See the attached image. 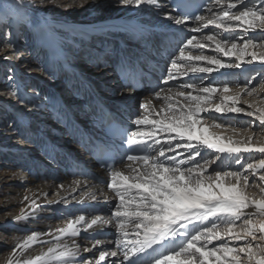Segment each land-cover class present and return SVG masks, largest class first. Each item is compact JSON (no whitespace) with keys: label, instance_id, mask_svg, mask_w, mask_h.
<instances>
[{"label":"snow or ice","instance_id":"6c2138e0","mask_svg":"<svg viewBox=\"0 0 264 264\" xmlns=\"http://www.w3.org/2000/svg\"><path fill=\"white\" fill-rule=\"evenodd\" d=\"M92 2L84 0V3ZM84 3L55 6L67 11L69 7H84ZM116 5L153 6L157 14L163 12L164 18L176 26L183 27L194 19L196 27L191 29L193 33H201L212 26L227 34L222 38L219 33L209 30L207 34L191 35L179 47V54L172 57L161 84L166 85L190 74L193 80L210 79L223 69H241L251 62L264 65V54L249 51L257 46L264 47V35L259 38L252 35L257 32L264 34V0H247V3L245 0H211L205 5L206 15L188 11L179 0L172 5L175 15L172 11H165V6L158 0H116ZM45 7L47 3L42 0H13L3 5L0 19L7 18L10 23L19 24L22 31L37 23L49 27L50 21L35 18V11ZM137 31L146 41L150 39L151 34L143 36L146 29ZM237 31L240 35H236ZM238 40L243 42L238 43ZM0 48L7 50L0 53L4 60L14 62L22 59L7 32ZM204 49L222 56L205 55ZM193 50L199 54H194ZM224 58H234L235 63ZM93 66L101 72L111 70L120 74L121 95L125 91L134 93L144 79L142 60L120 49H111L103 54V58L95 57ZM41 71L46 73L48 70ZM197 74L206 75L199 77ZM258 78L260 93L264 94V78L260 74L246 80L242 87L238 86L233 95L226 94L229 92L228 84L232 82L230 79L224 81L222 88L213 83L206 87L193 82L181 83L177 92L169 88V94L162 96L161 91H155V98L165 102L159 110L142 102L140 108L144 113L134 119V130L128 132L119 122H113V135L126 143V151L142 154L126 156L124 167L127 171L115 169L110 172L106 187L115 197V206L110 214L107 217L96 215L90 220L83 214L76 216L66 227L57 230L59 235L49 233L57 241L55 244L35 257L23 258L25 250L43 242L41 237L44 234L32 231L12 246L6 264H79L82 253L92 252L105 241L95 239L92 248L81 249L76 239L60 243L61 239L66 236L76 238L82 232L91 235L90 230L100 235L106 226L116 230L115 250H100L98 257L84 259L83 264H108L110 257L116 258L112 264H264V159L255 163H243L242 159L245 153L264 154V144H253L251 136L242 142L210 133L202 119L204 113L244 114L256 117L264 126V108L246 111L239 104L243 94L251 96L257 93V88L252 85ZM10 95L16 96V93ZM217 96L221 103H213ZM94 148L101 155V167H110L103 161L108 142L102 140ZM207 150L217 154L215 159L205 157ZM226 160L234 161L241 170H219ZM12 168L5 162L0 171L10 174L11 179L19 178L24 184L26 178L23 173L12 171ZM213 168L217 169L214 173L210 172ZM250 174L258 176L261 182L257 185L262 194L260 199H254L247 193L251 186ZM98 191L102 192V189ZM93 199H96L95 195ZM22 202H27V206L20 210V215L11 217L13 223L34 217L40 207L28 195L23 196ZM109 202L106 197L104 203ZM9 203L6 200L2 206L7 209ZM250 208L255 211L249 212ZM8 222L6 212L4 223ZM253 241L258 242L254 245ZM236 242L242 243L234 247ZM240 254H244L246 259H242Z\"/></svg>","mask_w":264,"mask_h":264},{"label":"bare ground","instance_id":"6f19581e","mask_svg":"<svg viewBox=\"0 0 264 264\" xmlns=\"http://www.w3.org/2000/svg\"><path fill=\"white\" fill-rule=\"evenodd\" d=\"M12 2L13 0H0V15L3 14V5ZM42 2H46L47 7L36 10L35 18L36 20H40L41 18L46 19L51 24L49 27H44L37 23L25 28L22 38L28 40V46L21 53H26L27 57L34 58L37 66L33 71L40 73L42 76H47L50 81H46H52V83L45 82L46 87L41 90L42 92L40 91L39 84L35 85L34 89L31 88L23 92L21 79L15 75L16 72L21 74L27 72L25 68L27 65L26 63H17L9 69V75L13 79L11 88L6 91L0 90L10 101L6 105L7 112L14 113V118L17 119L19 126L24 128V130L19 129L21 132H18L15 125L10 126L13 123L9 121L8 126H4L5 132L0 134V148L3 149V152L6 151L4 153L5 156L11 155L10 151L18 153V156H22V161L20 160L18 165L16 163L9 164L13 166L12 171L23 173V176L26 178V182L21 184L19 178L11 179L10 174L5 175L3 171H0V264H6L7 258L11 254L12 246L15 243L21 242L32 231L43 233L44 235L41 237L43 242L34 244L25 250L23 258L35 257L55 244L57 241L49 233L59 235L57 230L66 227L67 223L70 220H74L76 216L83 214L89 220L96 215L107 217L115 206L114 193L108 190L106 185L101 186L89 178H81L77 175L70 176L66 172L64 167L65 162H82L88 169L99 172L89 161L87 154H84L77 146L74 132L76 130L79 131L78 127L81 130L99 134L100 121L96 119V115H104L102 109L113 110L118 114L119 112L115 110V107L126 105L136 110L134 120L138 115L144 113V110L140 108L142 102L151 104L157 110L165 104L163 99H156L154 93L155 91H161L162 96L169 94L168 89L170 87L162 90L157 85L154 88V92L147 93L140 98H137L135 93L129 94L127 91L121 95L120 88L117 92L115 91V94H117L116 101H111V98L104 97L107 96V91H103L105 87H108V92H112L111 94L114 93L112 89L118 88L115 85V83H118L114 78L115 74L111 70L101 72L93 65L88 66L89 64H95V57L103 58L106 42L104 45L102 42L109 37L114 40V44L109 50L113 48L120 49L133 58H145L150 63L159 65L162 77L161 82L166 77L167 67L171 65L172 57L179 54V47L183 42L190 38L191 35L199 36L207 34L212 28L210 26L209 29H203L201 33H193L191 29L196 27V25H193L195 22L190 21L183 27L176 26L164 18L163 12L157 14L153 6L145 5L140 8L117 6L116 0H93L92 3H84V0H42ZM158 2L165 6V11H170L171 8L166 3V0H158ZM245 2L247 3V0ZM60 3L68 5L84 3V7H69L65 11L63 8L55 6ZM205 14L206 11L202 15ZM4 20L7 21L9 29L12 30L13 36L11 38H16L18 28L20 27L19 24L10 23L7 18H4L0 19V25ZM137 29H146L147 31L143 32V36L148 37L151 34L150 39L148 41L143 39L141 32L137 31ZM94 30L101 34L98 35L96 44H91L93 41L91 40V43L88 42V34L93 36ZM211 31L219 34L223 33L222 30L218 29ZM177 33L182 35V41H171L170 44L174 45L173 53L162 60L151 57L152 51H159L163 46L161 44V36H172ZM258 34L260 37L264 35L260 32ZM0 51L6 52L7 50L0 48ZM249 51H252V49H249ZM255 51L257 55L264 54V47L261 50L256 49ZM193 52L194 54H199L195 50ZM204 54L222 56V54H217L210 49H204ZM224 59L230 62L229 58ZM253 64L256 67L258 66V68L253 67L256 69L252 73L249 71L252 69H241L237 74L233 73L223 77L213 75L210 80L196 79L191 82L197 83L200 87H206L212 82L214 86L222 88L225 80L230 79L235 84L246 81L248 76L252 79L257 74L264 72V65L257 62H253ZM45 68L48 70L46 73L41 71V69ZM88 73L94 76L86 75ZM205 75L200 74V77H204ZM74 81V85L76 86L72 87L70 91V85ZM96 81L102 82L101 87L96 84ZM92 87L97 89L99 93L92 91ZM171 90L172 92H177L180 88L174 86V88L171 87ZM237 90L238 86L229 87V92L226 94L233 95ZM13 92L16 93V96L10 95ZM79 93H82L83 99L81 97L76 98V95ZM215 98L221 102L218 96L214 97L213 100ZM83 100L84 106L82 108H80V105L73 106L74 104H81ZM137 100L140 102L143 100L138 104V107L135 103ZM239 102H243L246 105L249 102L251 105L249 109L251 111L256 108H264V94L260 93L259 88H257V93L253 94L252 98H240ZM3 103L0 99V104ZM213 114L214 112L202 114V119L205 122V126H208L210 133L230 137L233 140L242 142L246 141L249 136H254L249 131L244 132V130L233 126L235 123H238V120L235 119L236 117H230L233 114H228V117L215 120L213 119ZM27 117L36 119L34 128L37 127V132L40 130L39 127L43 125L48 126V131H45V134L37 136V132L34 134L30 129L26 130L32 126V121ZM53 120L56 121L54 122ZM225 120L228 122L225 123ZM244 121L243 119V123ZM213 124L220 126H211ZM59 125L64 127V131L60 129ZM251 128H255L257 133V138H255V141L252 139L251 142L253 144H264V126L260 125L256 117L250 121ZM15 130L17 134H15ZM71 142L75 145V148L62 146H70ZM58 143L61 145H58ZM40 150L45 158H48L59 166L62 173H56L54 177L56 166L49 162L47 166L42 164L46 163V160H41L40 166L35 167L36 161L33 162L32 159H41ZM204 155L208 156L209 159H215L217 154L212 150H207ZM9 157L14 158L15 156ZM248 157L252 159L251 163H255L260 159H264V154L256 152L245 153L242 159ZM1 164L0 169L4 165L3 162ZM124 165H117L113 170L120 169L127 171ZM227 166L229 168L232 166L237 167L234 161L230 160L223 162L222 167L227 168ZM33 173L36 174L35 177L32 175ZM99 173L102 174V172ZM109 176L110 174L105 173L106 184ZM14 180L19 183H14ZM5 181L7 182L5 183ZM78 181L79 183H77ZM249 181L251 186L247 188L248 195L254 199H260L262 194L257 185L261 182L258 176L250 174ZM98 189H102V192L98 191ZM25 195L30 196L31 199H35L40 207L36 210L34 217L26 220L21 219L13 223L11 217L20 215V210L27 206V202H22V198ZM93 195L96 196L95 200L93 199ZM106 197L109 198V203H104ZM6 200L10 202L7 209L2 206ZM64 208L65 210H63ZM248 211L254 212L255 209L250 208ZM6 212L9 216L8 223H4ZM108 230H115V228L106 226L100 235L90 230L92 232L91 235L82 232L81 236L76 238L66 236L61 239L60 243H70L72 239H76L77 244L83 249L84 247L92 248L95 244V239L105 241L104 245L97 246L92 252L82 253V259H80L79 264H83L84 259L90 257L95 259L98 257L100 250H115L116 231L109 235L106 233ZM93 236L94 238L90 239ZM213 243L215 244L216 242ZM113 259L116 258L110 257L108 264H112ZM242 259H246V257L243 256Z\"/></svg>","mask_w":264,"mask_h":264},{"label":"rangeland","instance_id":"374dc122","mask_svg":"<svg viewBox=\"0 0 264 264\" xmlns=\"http://www.w3.org/2000/svg\"><path fill=\"white\" fill-rule=\"evenodd\" d=\"M206 14H207V12H206ZM205 14V15H206ZM193 25H196L195 23H193ZM10 27H9V24L7 23V21L6 20H4L3 22H2V24L0 25V44H3V40H4V33L5 32H7L8 34H9V39L15 44V46H16V49L18 50V54H20L22 51H25L26 50V47L28 46V40H25V39H23L22 37H23V35H24V31L25 30H21V27H19L18 28V35H17V37L16 38H14V37H12L11 38V36H13V33H12V30L11 29H9ZM211 30H215L214 28H211ZM99 34H101V33H99L98 31H95L94 30V34H93V36L94 35H96V36H92V35H89L88 34V36H89V40H88V42L89 43H91V40L93 41V43H91V44H96L95 42H96V39H97V37H98V35ZM222 38L223 37H225V36H227V34L226 33H222V34H219ZM236 35H240V33H239V31L237 32V34ZM252 35H255L256 37H260L259 36V34H258V32L257 33H254V34H252ZM106 42V47L104 46V53H106V52H108V51H110L109 49H110V47H112V45L114 44V40H112L111 38H109L108 37V39L107 40H105V41H103L102 43H103V45H104V43ZM243 41L242 40H238V43H242ZM260 41H259V39L257 40V43H259ZM101 49H102V46H101ZM107 49V50H106ZM261 50V49H263V47H256L255 49H252V50ZM0 53H4L3 51H0ZM103 53V54H104ZM20 55H22V59H20L19 61H14V62H8V61H6V60H4L3 58H2V56H0V90H9L10 88H11V86H12V81H13V79H9L11 76L9 75V69H10V67H12L13 65H16L17 63H26V65H27V67H25L26 69H27V72H24L23 74H21V73H19V72H16V77H19V79H21V86H22V89H23V92H25V91H27V90H29V89H31V88H33L34 89V87H35V85H37V84H39V88H41L40 89V91L43 89V88H45L46 87V83H52V81L51 82H48V81H46V80H49V78L47 77V76H42L40 73H36V72H34L33 71V69L37 66V64H36V62H34V58H31L30 56L29 57H27V54L26 53H21ZM83 56H85V55H83ZM152 57V56H151ZM84 59H85V57H84ZM247 59L248 60H250L251 58H249V57H247ZM230 62L231 63H235V59L234 58H231L230 59ZM257 63H259V64H261L260 62H257ZM90 65H94V64H89L88 66H90ZM258 65V64H257ZM262 65V64H261ZM247 67V68H246ZM253 67H256L255 66V64H253V62H251V63H246V64H244L243 65V67L241 68V69H252V70H249V71H251V73L253 72V70H255L256 68H258V66L256 67V68H253ZM31 69V70H30ZM241 69H223V70H221V73L220 74H213V75H215V76H218V77H223V76H226V75H231V74H233V73H235V74H237ZM250 73V74H251ZM249 74V75H250ZM260 74V73H259ZM86 75H90V76H94V75H92V74H90V73H88V74H86ZM252 75V74H251ZM254 75V74H253ZM198 76L200 77V74H198ZM257 76V75H256ZM192 77V74L188 77V78H186V81H180V80H176V81H174V84L173 85H171L170 86V88L172 87V88H174V86H177V87H179V84H181V83H185V82H191L193 79L191 78ZM238 77V76H237ZM250 76H248L247 77V79L246 80H248V79H250L249 78ZM260 77L261 78H264V72L263 73H261L260 74ZM115 78V77H114ZM211 79V78H210ZM209 79V80H210ZM207 80V79H206ZM50 81V80H49ZM46 82V83H45ZM245 81H241V82H239V83H233V82H230L229 84H228V86L229 87H234V86H243V83H244ZM74 83H75V81L73 82V83H71V85H70V91L72 90V87L74 88L76 85H74ZM210 83H212V82H210ZM96 84L99 86V87H101V84H102V82H100V81H96ZM259 84H260V78H258V79H256L255 81H254V83H253V87H256V88H259ZM115 85L116 86H118L117 85V83H115ZM168 89V88H167ZM91 90L92 91H94V92H98L97 91V89H95L94 87H92L91 88ZM113 90V94H111L112 92H108V87H105V89L103 90V91H107L106 93H107V96H104V97H107V98H111V101L113 100V101H116L115 100V98H117V94H115V91L117 92V90H119V87L118 88H114V89H112ZM2 91H0V99L4 102L3 104H0V134H3L4 132H5V128H4V126H8V124H9V121L10 122H12L13 124L12 125H10L11 127L12 126H16V130L18 131V132H21L20 130H24V128H22V127H20L19 126V124H18V122H17V119L16 118H14V113H12V112H10V113H8L7 112V109H6V105L10 102L9 101V99L6 97V95H4V94H2L1 93ZM22 92V93H23ZM42 92V91H41ZM99 93V92H98ZM147 93H150V92H147L146 91V93H144L142 96H144V95H146ZM101 94V93H100ZM109 94V95H108ZM102 95V94H101ZM134 95V94H133ZM103 96V95H102ZM78 97H81L82 99H83V97H82V93H79V94H77L76 95V98H78ZM252 98V95L251 96H249L248 94H243L242 96H241V98H247V99H250V98ZM143 101V100H142ZM141 101V102H142ZM139 100H137V101H135V103H136V105H137V107H138V104L139 103H141ZM213 103H221L218 99H216L215 98V100H213ZM239 104H240V106H243V107H245V109H246V111H251L250 109H249V107L247 106V105H249L250 103L248 102L247 103V105L246 104H244L243 102H239ZM77 105H80V108H82L83 106H84V100L82 101V103L81 104H74L73 106H77ZM132 105V107L133 108H135L134 107V105L133 104H131ZM230 106V105H229ZM137 109V108H136ZM135 110V109H134ZM136 111V110H135ZM228 114H232V113H228ZM228 114H219V113H214L213 114V117H217V119H222V117H228L229 115ZM230 117H236L235 119H237L238 120V123H233L234 125L233 126H235L237 129H241V130H244V132H247V131H249L251 134H253L254 136H252V139H253V141H255V138H257L256 137V129L255 128H251L250 129V121L254 118V117H249V116H246V115H244V114H239V115H237V114H233V115H231ZM28 119H30L31 121H32V126H30V128H27L26 130H28V129H30L34 134L37 132V127H35L34 128V126H35V124H36V119L35 118H33V117H27ZM243 119L245 120L244 121V123H243ZM54 122L56 121V120H53ZM222 121V120H221ZM242 121V122H241ZM235 122V121H234ZM218 123V122H217ZM59 124V123H58ZM48 125V124H47ZM59 127H60V129L61 130H63L64 129V127L63 126H60L59 125ZM20 129V130H19ZM39 131L36 133V135L37 136H40L41 134H45L44 132L45 131H48V126H45V125H43V126H41V127H39ZM15 130V134H17V131ZM64 131V130H63ZM22 133H24V132H22ZM33 140V139H32ZM26 142H28V141H26ZM30 142H33V141H30ZM58 145H61V144H59L58 143ZM34 146H36V145H34ZM62 146H67V147H73V148H75V145L71 142V144H70V146H68V145H62ZM30 149V148H29ZM6 151H4L3 152V149L2 148H0V166L2 165L1 163L3 162V164L5 163V162H7V163H16L17 165L19 164V162H20V160L22 159L21 157L22 156H18L17 154L18 153H16V152H13V151H10V154L11 155H7V156H5V153ZM40 153H41V150H40ZM15 156L14 158H11V157H9V156ZM206 157V156H205ZM206 158H208L209 159V157L207 156ZM41 160H46L47 162L46 163H42V161ZM199 160V159H198ZM22 161V160H21ZM32 161L34 162V161H36V165H35V167H39L40 166V162L42 163V164H45L46 166L47 165H49L48 164V162L49 163H51L52 165H54L55 163H53L51 160H49L48 158H45L43 155H42V153H41V159H32ZM252 162V159H250L249 157L248 158H243V163H251ZM55 166H56V168H55V170L56 171H54V177L56 176V173H62L61 171H60V168H59V166L57 165V164H55ZM26 167H27V165H26ZM216 169L215 168H213V169H210V171L211 172H213L214 173V171H215ZM221 170L222 171H229V170H232V171H239V170H241V166L240 165H237V167L236 166H232V167H230L229 168V166H227V168H224V167H222L221 168ZM31 173H32V171H31ZM40 174V173H39ZM32 175H34V177L36 176V174L35 173H33ZM14 183H19V182H17L16 180H14ZM107 209H110V208H107ZM63 210H65V208L63 209ZM75 210V209H74ZM116 230H108L106 233L107 234H112V232H115ZM117 234V233H116ZM94 238V236L92 237V238H90V239H93ZM250 239V238H249ZM258 241H253L252 243L255 245L256 243H257ZM241 243L242 242H236L235 244H233V246L234 247H239L240 245H241ZM1 245V244H0ZM241 255V258L244 256V254H240Z\"/></svg>","mask_w":264,"mask_h":264},{"label":"water","instance_id":"95a60500","mask_svg":"<svg viewBox=\"0 0 264 264\" xmlns=\"http://www.w3.org/2000/svg\"><path fill=\"white\" fill-rule=\"evenodd\" d=\"M142 95H143V92H140V93H138V94L136 95V97H137V98H140V97H142Z\"/></svg>","mask_w":264,"mask_h":264}]
</instances>
